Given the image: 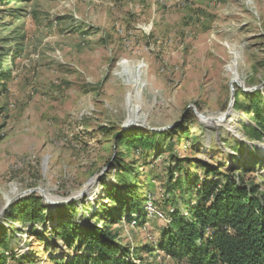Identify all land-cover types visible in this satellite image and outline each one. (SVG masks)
Returning <instances> with one entry per match:
<instances>
[{
  "label": "rangeland",
  "instance_id": "rangeland-1",
  "mask_svg": "<svg viewBox=\"0 0 264 264\" xmlns=\"http://www.w3.org/2000/svg\"><path fill=\"white\" fill-rule=\"evenodd\" d=\"M11 8H19L20 17H3ZM0 58L10 73L0 80V225L10 228L14 220L12 227L36 228L47 238L39 242L16 232L20 243L13 253L33 261L8 264L73 257L62 240L49 236L59 208L75 202L77 210L66 211L83 224L96 222L87 207L101 218L114 214L116 204L106 192L117 185L118 150L128 151L118 149L116 140L130 116L124 64L133 74L142 65L140 97L132 103L149 126L168 132L179 124L188 127L189 136L174 143L175 151L182 148L178 157L229 169L258 162L246 179L264 194V140L246 133L244 126L254 125L249 116L233 107L223 121L235 115L233 122L213 126L194 110L216 118L227 111L232 96L227 66L236 58L243 85H234L235 91H259L264 111V0H11L0 3ZM132 128L157 132L141 126L125 131ZM177 137L160 140L162 149ZM168 154L154 151L148 163L132 153L123 159L136 170L133 185L146 190L159 210L155 215L146 205L145 218H123L114 227L137 263L184 264L156 249L171 208L164 200L170 190L167 169L174 162ZM204 174L198 167V176ZM95 177L100 192L73 199ZM14 187L18 192L6 203ZM40 188L45 194L33 191ZM48 193L60 203H46L41 196ZM34 194L47 208V221L23 225L11 209ZM190 202H196L195 195Z\"/></svg>",
  "mask_w": 264,
  "mask_h": 264
},
{
  "label": "trees",
  "instance_id": "trees-1",
  "mask_svg": "<svg viewBox=\"0 0 264 264\" xmlns=\"http://www.w3.org/2000/svg\"><path fill=\"white\" fill-rule=\"evenodd\" d=\"M10 1L0 0V3ZM9 12H3V17L12 15L18 18L21 15L19 8H11ZM2 60L0 58V80L8 78L10 74L2 69ZM242 96L250 102H245ZM261 96L259 91H236L234 106L249 116L254 125H246L244 129L250 138L258 140H264ZM121 132L116 136L118 149L126 147L128 151L118 150L115 159V166L120 168L117 185L106 192V197L116 204L114 214L101 218L99 211L92 212L87 207L86 214L93 216L96 222L83 224L73 220L66 211H76L75 202L59 208L62 209L59 210V221L52 227L49 236L62 240L66 250L74 255L70 260L51 257L53 264H146L135 261V256H131L123 246L114 227L122 223L123 218L130 221L136 215L138 219L145 218L148 213L145 199L151 198L146 190L139 191L133 185L136 170L131 165H124L125 155L136 154L139 162H147L154 151L159 157L169 153L175 162L167 169L170 190L164 194V200L171 203L167 211L169 220L156 249L184 264H264V194L259 184L249 183L246 179V173L253 171L258 162L248 166L238 164L235 169H229L226 165L214 168L198 157L186 156L181 159L178 156L182 148L180 152L175 151L174 143L177 140L181 143L183 136H189V129L184 123L179 124L173 132H147L138 128ZM171 134L178 137L170 141L165 150L162 149L160 140ZM121 163L123 166L119 167ZM198 167L203 169V177L198 176ZM194 195L196 202L192 203L190 199ZM150 202L154 206L153 200L150 199ZM117 203L120 207H117ZM43 204L42 198L36 194L29 196L13 205L12 218L17 215L23 225L29 222L42 224L47 221V208ZM104 209L108 211L109 208L106 205ZM100 220L102 225H99ZM12 225L14 220L10 228L0 225V264L16 263L23 259L33 261L29 255L13 253L20 243L16 232L28 233L38 238L39 242L46 241V233H40L36 228L24 232ZM151 249L155 248L150 246Z\"/></svg>",
  "mask_w": 264,
  "mask_h": 264
},
{
  "label": "bare ground",
  "instance_id": "bare-ground-1",
  "mask_svg": "<svg viewBox=\"0 0 264 264\" xmlns=\"http://www.w3.org/2000/svg\"><path fill=\"white\" fill-rule=\"evenodd\" d=\"M233 55L235 57V53ZM236 64H237L236 58H234L231 61V63L227 66V70L229 71L230 76L232 78V83L238 87L239 85H243V81H242V78H241L238 70L236 69ZM123 66H124V68H123L122 74L126 77V84L129 87V91L127 94V103H128V107L130 109V116H129L127 122H135L136 121V122H141V123L147 124L148 117L146 115H143L140 112V106L139 105H133V103H132L134 98L140 97L141 91L138 89V85H141V76H142L141 67H142V65H141V67H138V69L135 71L134 74L127 69V66L125 64ZM200 118H201V120L206 121V124H210L213 126H219V125H222L223 123L229 125L231 122H233L235 115H232L229 118V121L223 122V123H219L217 121L218 118H216V117L205 116V118H202V117H200ZM206 119H208V120H206ZM127 122H125V123H127ZM47 161H48V158L46 159V163H47ZM93 183H94V180H92L90 184L86 185V187H88V186L92 187ZM16 187L12 188L11 192L6 194V203H8L12 199V197L17 194L18 190L16 189ZM100 190L101 189L97 185H95V186L93 185V187L91 188V190L88 193L90 194L91 197H94L95 195H97L100 192ZM80 193H81V191H79L75 194L78 195ZM47 198H49L50 200H57V198H55L50 193L47 194Z\"/></svg>",
  "mask_w": 264,
  "mask_h": 264
},
{
  "label": "water",
  "instance_id": "water-1",
  "mask_svg": "<svg viewBox=\"0 0 264 264\" xmlns=\"http://www.w3.org/2000/svg\"><path fill=\"white\" fill-rule=\"evenodd\" d=\"M239 86H241V85H239ZM230 87H231V91H232V96H231V102H230L229 108L227 109V111L222 116L217 117L218 118L217 119L218 122L225 121L232 114V110H233L235 99H236L235 86L232 83V80L230 82ZM254 89H256V88H254ZM242 90L243 91H250L249 89H245V88H243ZM194 110H195L196 115L199 117V119H200V117L205 118V115L203 113L197 111L196 109H194ZM206 120H208V119H206ZM135 126H141V127L145 128V129H151V130H153V131L155 130L157 132H161V131L165 130V128H163V129H161V128H153V127L149 126L148 124H144V123L136 122V121L135 122H127V123H125L124 126H123V129L125 130V129L129 128V127H135ZM98 177H95V178L91 179V180H94L93 185L96 183ZM93 185H92V187H93ZM92 187L91 186L90 187L89 186L88 187L85 186V188L81 190V193L78 194L77 196H74L73 199H77V198H79L81 196L86 195L90 191V189ZM35 190H40L41 194H45V190L44 189H41V188L40 189H33V191H35ZM41 197H43V199H44V201L46 203L51 204V205H56V204L60 203L59 200H50L49 198L44 197V195H42ZM63 201H65V200H63ZM63 201L61 203H64ZM9 204H11V202H9ZM1 215H2V213L0 214V216Z\"/></svg>",
  "mask_w": 264,
  "mask_h": 264
},
{
  "label": "built area",
  "instance_id": "built-area-1",
  "mask_svg": "<svg viewBox=\"0 0 264 264\" xmlns=\"http://www.w3.org/2000/svg\"><path fill=\"white\" fill-rule=\"evenodd\" d=\"M148 207L153 213H158V210H156V208L152 205V203L150 201L147 203V208ZM161 216L163 217V215H161Z\"/></svg>",
  "mask_w": 264,
  "mask_h": 264
}]
</instances>
